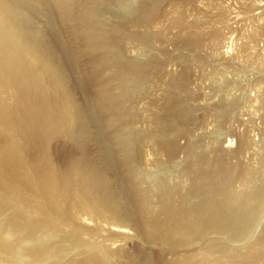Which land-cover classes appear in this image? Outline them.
<instances>
[{"label":"bare ground","instance_id":"bare-ground-1","mask_svg":"<svg viewBox=\"0 0 264 264\" xmlns=\"http://www.w3.org/2000/svg\"><path fill=\"white\" fill-rule=\"evenodd\" d=\"M164 2L0 0V138H6V145L0 146V191L13 188L15 192H12L19 194L16 191L18 187L25 189L26 197L20 201L21 204L14 206L22 205V213L28 211L26 214H33L27 217L28 214L21 215L18 208L19 213L16 212L14 206L13 209L12 206L9 208L10 200L7 202L5 193L0 192L3 195H0V218L4 217V224H0V264H121L116 260L124 250L120 248L114 251L105 245V241L112 244L114 239L103 225L107 224V228L124 226L128 212L129 216L140 218L146 240L181 246L201 240L205 249V253L200 254L201 264H264V158L259 157L261 162L258 163L257 172H241L245 175L241 181L238 179L237 186L241 184L237 188L233 183L235 178L230 180L237 167L226 163L220 150H214L210 156L204 154L205 158L200 151L201 155L194 153L197 156L190 160L188 153L186 164L184 161L182 165L180 158L170 162V156L175 155L173 153L178 148L175 138L165 136L167 132L175 130L174 124H184L185 118L188 120L193 110L188 105L180 108L182 102L186 101L180 97V92L189 78L191 58L181 59L179 72L174 73L176 75L168 83L172 94L162 104L164 113L152 124L161 139L160 144L159 140L151 137L155 140H151L152 145H156V149L151 145L148 150V153L153 151L155 155L152 164L147 166L140 157L143 134L131 133V124L126 126L121 122L125 111L120 109L119 99L125 98L126 88L130 87L128 92L133 90V99L138 95L142 98V94L138 90L136 92L135 81L141 84L145 70L160 62L156 57L160 50L158 53L156 51L157 54L154 52L156 56L153 54L148 61L128 57L130 51L139 55L151 51L154 38L159 39L160 34L132 37L127 33L123 21L129 18L133 25L148 26L149 17L156 16ZM172 10L177 11L176 8ZM151 22L150 25L156 23ZM42 24L48 32L43 31ZM48 33L52 35L49 44L46 42ZM200 41L199 34L191 33L178 43V47L192 51ZM126 44L128 52L123 53ZM222 46L228 49L227 45ZM60 54L65 56L67 65ZM82 57L89 60L93 74L92 81L87 84L81 79L84 73ZM108 60L112 61V68H109L112 72L106 76ZM67 68L73 71L74 76L68 74ZM259 80L252 83L256 94L243 108L245 112L255 110L254 103L257 101L258 105L262 104L263 99L260 101L255 88ZM146 86L152 84L147 83ZM75 87L79 90L83 87L88 95L91 92L92 103L87 94L83 102L77 100ZM1 93L7 94L8 99H3ZM219 103L217 100L215 105ZM94 115L99 119L104 116L103 121L96 119L100 121H95L99 125L93 122ZM222 116L218 126L225 125L229 119ZM263 121L264 116L261 123ZM116 124L117 133L112 134L118 142L114 139L113 143L106 142L103 135ZM179 132L184 135L188 129H180ZM62 136L67 138V148L79 154L77 159H71L60 171L53 161L51 144ZM263 138L261 142H264ZM91 142L96 144L94 146L99 152L96 157L89 154ZM64 152L69 160L70 151L67 149ZM259 155L264 157L262 152ZM177 166L181 167L179 171L175 170ZM152 167L158 175L150 182L149 188L140 191L138 177L145 176V180L149 181V176L153 178ZM120 169L123 173L124 169L126 171L124 181L119 176ZM112 173L117 181L111 177ZM214 174L218 179L216 176L212 178ZM143 177L140 180L143 181ZM136 193L139 194V202L135 204L132 195ZM12 199L15 200L14 197ZM13 200L11 203L15 204ZM77 218H86L95 226L91 224L93 227L87 226L90 228L83 230L84 226L77 223ZM257 230H261L260 233L257 234ZM85 233L91 238L96 234L102 237V241L86 240L84 237L88 236ZM212 234H217L213 236L214 239L219 236V239L224 237L228 242L238 243L239 253L237 248L234 255L229 244L220 245L218 242L220 246L214 247L215 241L208 239V235ZM54 237L60 241L58 246L51 241ZM214 249L218 254H214ZM140 251L132 264H149V261L145 263L148 253L142 252V249ZM118 260L122 261L121 258Z\"/></svg>","mask_w":264,"mask_h":264},{"label":"rangeland","instance_id":"rangeland-1","mask_svg":"<svg viewBox=\"0 0 264 264\" xmlns=\"http://www.w3.org/2000/svg\"><path fill=\"white\" fill-rule=\"evenodd\" d=\"M173 8H176L177 11H173L172 10ZM167 11L170 14L167 13ZM180 16L182 17L180 18ZM131 20L127 18L125 21H123V24L125 25V28L126 27L128 28V29L126 28V31L128 30L127 33L130 36L132 35V37L140 36L143 34L153 35L154 37V36H159L160 34L159 39L154 38V41H153L154 45H153V48H151V51L145 53L144 55L143 53L139 55L135 51L128 52L127 44L123 52V53L128 52V57H134L135 60L148 61V59L151 56H153L154 52L156 53L157 51L158 53V51L160 50L157 56L154 54L156 57H158V59H160V62L157 65L149 67L147 70H145L146 74L145 72L143 73L144 80L141 82V84H138L135 81V83L137 84V87L135 88L136 92L138 90V92L142 94V98L140 95H138V97L140 98L136 96L135 97L136 99L135 98L133 99L131 96V91L133 90L128 92L130 87H127L125 91V94H126L125 98L119 99L120 109L122 108V110L125 111L124 112L125 115H123L122 116L123 118L121 119L122 124L124 123L126 126L128 124L129 125L131 124L132 128L130 130L133 129L131 133L135 131V133L137 132V133H140V135L142 134L144 135V136L143 135L141 136L142 141L140 143H141L143 154L141 153L140 157L144 160L147 166H149V164H152V162L154 161L155 159L154 152L151 151L150 153H148V150H150L151 145L153 143L151 140H153L155 137V139L159 140L160 141L159 143L161 144V139H160L158 132H155V129L153 128L152 124H154L155 121L158 120L160 116H162V114L164 113L163 112L164 109H162V104L164 100L169 99V97L172 94L169 91L171 90V88L168 86V83L170 81V78L179 72V68H180L179 64H180L181 59L191 58L189 60V66H188L189 67V71H188L189 78H187L186 87L182 89L183 91L181 90L182 92H180V97H182L186 101L182 102L183 105H180V108L182 109L185 105L186 106L188 105V106H192L193 110H191L190 116H188L189 119L186 120L187 118H185L184 124H181V122L174 124L173 126L175 127V130L173 131L171 130L170 132H167L165 136L171 139L175 138L176 145L178 148L173 153L175 155L170 156V162L171 161L176 162L177 160L182 159L180 161V165H182L183 164L182 162L184 161H185L184 164H186L188 155H189L188 159L190 160V158L192 159L193 157L197 156V154L201 155L202 154L201 152H203V155L201 156L204 157V154L205 156H210L212 155V152H214V150H216L215 152L220 150L222 151L221 153L223 155V159H225L224 161L234 168L237 167L236 168L237 172H235L236 174L233 173V176L231 177L230 180L235 178L233 182L235 183L234 187L235 188L239 187L241 182L240 184L238 183L239 186H237V181L239 182V180L240 181L242 180V177L246 173L245 171H252L251 173L257 172L258 163L261 162L259 157L261 159L264 158L261 155H259L262 152V155L264 156V145H263L264 142H261L263 135H264L263 133L264 132V124H263L264 121L263 123H261L262 117L264 116V83H261V81L264 80L262 79L264 77V33H263L264 32V0H179V1L178 0H165L164 4L161 6L160 12L156 16H153V18L149 17L150 21H149L148 26L143 25L142 27L141 25H133L134 23H132ZM151 21H153L154 23L156 22V23L154 25H150L152 23ZM181 25L185 27H182ZM42 27H43L44 32L49 31L45 25L42 24ZM62 30L65 32V29L62 28ZM259 31H261V33ZM191 33L199 34L201 41L199 42V45L194 50L187 52V50H184V49H181V47H178L179 46L178 43L184 40ZM47 35L48 36H47L46 42L52 41V38H51L52 35H50V33H48ZM49 43L50 42H48L47 44ZM172 43H174L175 45H172ZM167 44H169V46ZM223 44L224 46L225 45L228 46L229 51L228 49L226 50L222 46ZM50 45H53V44L51 43ZM164 48H166L167 50L166 49L164 50ZM222 49H224V51ZM162 50L164 52L160 53ZM60 57L63 63H66L67 65L65 56L63 55L61 56L60 54ZM107 62L108 63H106V67H107L106 76H108L112 72V69H109V68H112V64H111L112 61L108 60ZM81 65L84 71L83 77L81 79L83 83L87 84V82L89 83L93 79L92 78L93 74L90 72L91 67H90L89 60L87 58L82 57ZM67 72L69 75L73 73V71H71L69 68H67ZM89 74H90V79H89ZM158 74L160 75L158 76ZM72 75L74 76V74ZM150 79L152 81H150ZM108 80L111 81V79H108ZM256 80H259L257 82H259L260 84L259 85L256 83L259 89L258 87H255V88H257V95L259 96V98H261L260 101L263 99L261 101L262 104L259 103L262 105V107H260L261 105H258V101H257V103L256 102L254 103V105H256L255 106L256 108L253 106L255 110L252 109L251 111L245 112L243 108L245 109V107L251 101V98H253L254 95L256 94V90H254L253 88L254 84H252V83H255ZM144 81L146 84L147 83L152 84V86L147 87L146 84L143 83ZM153 81L155 82V84ZM113 82H116V81H113ZM107 83L109 82L107 81ZM128 84H130V81L128 82ZM155 85L156 87H154ZM77 88L76 87L74 88V90L76 89L74 92L75 98L83 102L88 92L83 87H82L83 90L82 89L79 90V88L77 90ZM1 94L3 96V97L1 96L3 99H5V97L8 99L7 94L5 93L4 94L1 93ZM88 96H89V102L92 103L91 92H90V95ZM217 100L218 102L220 101L221 104L223 101V104H222L223 106L220 103L215 105V102H217ZM222 115L228 116L230 119V120L229 119L227 120L225 125L223 124L224 127L218 126V122L220 118L223 117ZM125 116H126V119H124ZM94 118L95 119L93 122L95 121L100 122V121H103L104 116L101 117L100 119L99 117H96V116ZM117 126L118 125L116 124L115 127H113L114 129L111 128L110 130L106 131V133L103 135V137H105L104 139L106 142L113 143L112 142L113 139L116 141L115 133L117 132L115 131H117V128H118ZM184 127L188 129V133L186 132V134L183 135L179 132V130L183 129L184 131L185 130ZM176 129H179V130H176ZM113 132L115 135L112 134ZM177 133L178 135L176 138L175 135ZM147 137L149 138L148 140H147ZM151 137L153 139H151ZM4 138L5 137L3 136L0 138V146L6 145V142H5L6 138L5 139ZM224 139L227 142H225ZM66 142H67V138L65 136H62L58 140L53 141L51 144L53 161L55 165L57 164L56 167L59 166L58 168L60 171L64 170V167H66L69 161L71 162L72 160L77 159L78 154H79L77 151L67 148L68 146ZM223 142L227 144L225 145ZM91 143L93 144L94 142H91ZM91 143L89 144V154L92 157H96V155H98L99 152L96 146H94L96 144L94 143L92 145ZM159 143L157 142V145ZM195 146H198V148L201 150H199ZM152 148L156 149V145L155 146L152 145ZM67 149L70 151L69 160H67L64 155L65 154L64 151ZM144 153H145V156H144ZM194 153H197V154H194ZM62 155L64 159L63 161H61ZM138 155H139V152H138ZM59 160L61 162L60 164H58ZM153 167L151 168L152 169L151 175L153 178H150L149 176L148 177L149 181L145 180L144 178L145 176L144 177L140 176L144 178L143 181L145 182L140 180V177H138L140 181L139 183L140 191L145 190L146 188H149V185L151 184L150 182H152L153 179L157 177L158 173L157 172L155 173L153 171L154 170ZM180 169L181 167L177 166L175 170L179 171ZM175 170H173V173L174 172L176 173ZM119 171H120L119 176L121 175L120 177L123 179L125 177L124 175L126 171L125 169H124V173L121 169ZM121 171H122V174H121ZM241 172H245V173L243 174ZM212 176H213L212 178L215 179L217 177L216 179H218V176L216 174ZM111 177H113L114 181L118 180V179L116 180L115 174H113V176ZM122 181H124V179ZM187 184L188 183H186V185ZM9 190L4 189L1 191L5 193L4 198H7L6 201L10 200L11 205L8 204L9 208L12 206V209H13L14 205L19 204L21 200H24V198L27 195L26 193L27 191L25 192V189H23L22 187H18L16 190L19 192V194H16V193L14 194L13 192L15 191H13L14 190L13 188L12 190L10 191ZM22 192L25 193V195ZM0 195H2V193H0ZM138 195L139 194L137 193L132 195L133 196L132 201L135 204L139 202ZM12 196L14 197L15 200L12 199L13 198ZM8 198H11V199H8ZM11 200H13L12 202H14L15 204H12ZM151 201H153V199H151ZM25 203L26 201L24 202V204ZM18 206L19 205L14 206V209L16 208V212L19 213V210L21 211L23 207L22 205L19 206L21 208H19ZM12 209H11V212L13 211ZM24 210L26 211V209ZM22 212L24 211L22 210L20 214ZM26 212L22 213L21 215L27 216L28 214L27 217H30L33 215L31 213L26 214ZM124 219H125L124 221L126 224L123 223L124 226L122 227L110 226V228L109 227L107 228L106 227L107 224L103 225L105 227L104 229H108L110 235L115 240V241L113 240L112 244H110L109 241H107V243L105 241V245L106 246L108 245L107 247H111L110 249L114 251L120 248L124 250L122 251L123 255L118 257V259L121 258L122 261L120 262V260H118L117 258H114V260L117 259L116 262L119 261V263L121 264H132L133 259L135 258V256H137L141 252L140 250L142 249V252L145 251V253H148L149 255V257L146 258L145 263L149 261L150 262L149 264H191V263L193 264V261H194L195 262L194 264H201L200 263L201 261H199V258H201L202 255L200 254L203 251L205 253L204 244L202 243L201 240L198 243L197 242L196 243L191 242L187 244L184 243L182 244V246L181 244L170 245V244L149 241L144 238L140 218L138 219L134 215L129 216V212H128L126 218ZM0 221H1L0 224L2 223L4 224L3 222L4 217L0 218ZM77 223H79V225L83 224L84 226L83 230L87 226L93 227L94 225V222L90 220L88 221V219L86 220V218H80V219L77 218ZM87 228H90V227H87ZM258 230H257V234L260 233L261 231L260 230L258 232ZM84 235L88 236V234L86 233ZM209 235H208V239H213L215 241L214 247L220 246L221 244L222 245L226 244L228 246L229 244V247L231 248L234 255H235L234 252L236 251L237 248H239L237 249L239 253L240 246L238 245V243L228 242L227 239L224 237L223 239H219V236L218 238L214 239V237L217 234H212V236H209ZM84 238L87 240L88 238H91V237L88 236L87 238L86 237ZM94 238L96 240H94ZM52 239L53 240L51 241L58 246L60 241H58V239H56L55 237ZM91 239L94 242L102 241V237H98L96 236V234L93 235ZM218 242L220 243V245ZM200 244L201 246H199ZM179 250L181 252H179ZM213 252L214 254L215 253L218 254V251L216 252V250ZM191 255H193L192 256L193 258L191 257ZM210 255H212V253ZM79 257L80 256H78V258ZM151 257L152 259H150ZM75 259H77V257H75ZM190 259H192V261H190ZM197 259L199 263L198 261L197 262L195 261Z\"/></svg>","mask_w":264,"mask_h":264}]
</instances>
